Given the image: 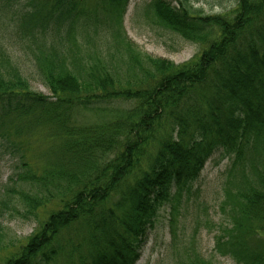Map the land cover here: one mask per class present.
Here are the masks:
<instances>
[{
  "label": "trees",
  "instance_id": "1",
  "mask_svg": "<svg viewBox=\"0 0 264 264\" xmlns=\"http://www.w3.org/2000/svg\"><path fill=\"white\" fill-rule=\"evenodd\" d=\"M127 1L0 0L1 29L50 92L31 91L0 46V143L29 153L15 176L29 189L16 192L23 217L54 207L1 264H135L160 208L197 193L216 153L228 165L214 252L264 264V0H237L230 15L147 3L153 24L200 48L180 65L131 44ZM178 264L214 263L184 249Z\"/></svg>",
  "mask_w": 264,
  "mask_h": 264
},
{
  "label": "rangeland",
  "instance_id": "2",
  "mask_svg": "<svg viewBox=\"0 0 264 264\" xmlns=\"http://www.w3.org/2000/svg\"><path fill=\"white\" fill-rule=\"evenodd\" d=\"M169 1L183 6L189 12L204 15H230L237 3V0ZM149 2L151 0L127 1L121 26L131 44L142 54L170 61L174 65L192 60L200 48L153 24L152 17L143 14ZM6 26H8L6 29H1L0 26V46L19 67L20 73L26 77L29 89L49 96V90L35 75L29 52L17 43L11 25L6 23ZM93 63L95 62L92 61ZM118 74L121 87H126V82L132 83L134 79L122 61L117 60ZM121 107L116 108L118 110ZM78 120L83 124L97 121L90 113H82ZM13 140L15 139L11 138L9 141L14 142ZM7 144L9 143H0V264L25 243L38 228V220L40 218L42 220L54 208L53 205H49L45 210H38L37 220L23 217L26 215L23 207L17 203L16 192L20 189L28 191L29 189L20 186L15 176L21 171L19 157L28 156L29 153L13 151ZM227 165V158H221L219 153L214 154L206 162L195 184L198 192L184 194L178 205L167 203L160 208L153 228L146 232L145 243L135 264H178L183 257L184 249L193 250L214 264H233L230 259L220 257L214 252L215 236L225 221V211H221L220 204L223 199L222 187ZM172 206L176 209L173 214Z\"/></svg>",
  "mask_w": 264,
  "mask_h": 264
}]
</instances>
